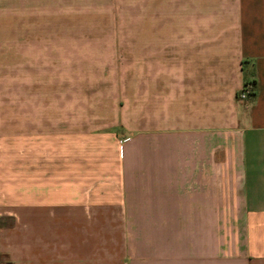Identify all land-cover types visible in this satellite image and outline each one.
I'll use <instances>...</instances> for the list:
<instances>
[{
	"label": "crops",
	"instance_id": "crops-1",
	"mask_svg": "<svg viewBox=\"0 0 264 264\" xmlns=\"http://www.w3.org/2000/svg\"><path fill=\"white\" fill-rule=\"evenodd\" d=\"M132 3V128L118 148V192L78 190L71 163L68 182L52 180L47 193L30 179L17 217L4 212L16 221L0 228V255L6 264H264V0ZM246 83L254 94L242 98Z\"/></svg>",
	"mask_w": 264,
	"mask_h": 264
},
{
	"label": "rangeland",
	"instance_id": "rangeland-1",
	"mask_svg": "<svg viewBox=\"0 0 264 264\" xmlns=\"http://www.w3.org/2000/svg\"><path fill=\"white\" fill-rule=\"evenodd\" d=\"M0 13V228L8 229L27 181L38 179L44 193L52 180L62 187L70 163L78 190L118 192V148L132 128L134 8L93 0Z\"/></svg>",
	"mask_w": 264,
	"mask_h": 264
},
{
	"label": "built area",
	"instance_id": "built-area-1",
	"mask_svg": "<svg viewBox=\"0 0 264 264\" xmlns=\"http://www.w3.org/2000/svg\"><path fill=\"white\" fill-rule=\"evenodd\" d=\"M251 90H253V87L250 85L246 90L243 91V93L241 94V97L242 98L249 97V93Z\"/></svg>",
	"mask_w": 264,
	"mask_h": 264
},
{
	"label": "trees",
	"instance_id": "trees-1",
	"mask_svg": "<svg viewBox=\"0 0 264 264\" xmlns=\"http://www.w3.org/2000/svg\"><path fill=\"white\" fill-rule=\"evenodd\" d=\"M250 85L253 87V90L250 91L249 96H253V94H254V88H255V83H253V84L246 83L244 90H246Z\"/></svg>",
	"mask_w": 264,
	"mask_h": 264
}]
</instances>
